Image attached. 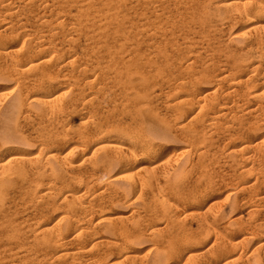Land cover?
<instances>
[{
  "label": "bare ground",
  "instance_id": "1",
  "mask_svg": "<svg viewBox=\"0 0 264 264\" xmlns=\"http://www.w3.org/2000/svg\"><path fill=\"white\" fill-rule=\"evenodd\" d=\"M15 3L18 5V7L17 6L13 7L14 5H12V4H15ZM19 11H21V13ZM18 12L20 13V15L22 14V12L25 15L23 14L24 21L16 24L13 21L14 20H16L15 22L18 21L17 17H19V16L16 15V14H19ZM26 15H27V17H29L28 22L26 20L27 18L25 19ZM14 17H15V19H13ZM5 18L6 19L10 18L9 20H13V21L5 20ZM19 18H21V17H19ZM222 19H225L226 24L227 23H232V24L238 23V25H239L237 30H235L233 33L232 32L230 33V37L228 35H226V40H227V37L229 38V42L227 41L228 43H230V44L234 43V42L236 43L237 40L239 41L240 38H242L245 40L244 46L246 44L247 45L259 44L261 46V49H260V46H258V45H256V46H258L259 48L255 47L259 50V52L256 51L258 53V54H255V55H257V59L254 62H252L253 64H250L249 66L247 65L248 67H245L246 64L244 66H243L244 63L242 64L243 57H237V58H234L233 62H230L231 63L230 67L228 66V65H230V63L229 64L226 63L227 64L226 66H228L229 68L225 69L224 67H222L220 69V67L219 68L216 67V65L219 64V63H217V62H219V60L216 57H214L212 54V56L218 60L217 62L212 61L215 59L211 58L212 59L211 62L202 65L203 67L206 66L205 68H203L202 66H199L201 68L198 67V69H197L196 68L197 66L195 67V69H196L195 71L198 72V70H199L198 73L186 74L187 73L186 72L182 75L180 74L181 75L180 78L176 76V78H174V81L171 80V78H173L174 76L172 77L168 74L170 76V78H169L165 72V70L169 69V67L166 69V65H167L166 63L167 62L166 63L161 62V58H162V61L166 60V59L165 60L163 59V54L166 52V50H168V49L170 50V48H169L170 45L168 47H166V44H168V43L170 44V42L174 43L173 41L177 42L176 39L180 38L179 36H182L181 39L185 38L188 41V38H187L188 34L186 36H184V33H185L184 30H186V33L187 32L190 33L189 31L192 28L197 29L198 33L196 32L197 30L196 31L194 30L196 33L192 31L189 35H191V37L193 39H195L196 37L201 38V36L197 35V34H199V32H201V30L199 31V29L202 28L201 26L206 27V24L211 25V26H213V25H215V26L219 25L220 26V24H221L220 21ZM21 20H23V19H21ZM24 22L27 23V27L29 24L35 28L30 27L33 30H31L30 28H27V29H30V32L26 31L25 37L23 38L24 40L21 43L24 45L26 42V43H28L27 44L28 46H26L25 49H22L23 45L21 46V48L17 47L18 49H14L15 47L13 48V46H12L13 44L11 45V43L7 42V40L10 37V35H13L12 33L14 31H16V33H15L16 35L18 32H21V31L17 30V28L20 27L19 29L21 30L22 25H24ZM13 23H14V26H13ZM54 26L59 27V29L53 30L52 28ZM187 27H190L191 29L187 28ZM221 27H223V26L221 25ZM10 28H11V30H10ZM12 28L16 29V30H14L12 32V30H13ZM24 28L26 29L25 26L23 27V29ZM216 28H217V26H216ZM225 28L227 29L226 32L229 31L227 27H225ZM144 29H147L148 31H147V34L143 35ZM202 29H204V28H202ZM213 29H215V28H213ZM217 29H220V27ZM223 29H224V27L222 28V30ZM181 30H182V32H181ZM178 31L180 33H178V36H177L176 34ZM183 31H184V33H183ZM204 31L205 30H203V33L202 34L200 33V34L201 35L206 34V32H204ZM181 33H183V34L181 35ZM212 34H213V32H211V35ZM226 34H228V33H226ZM145 35H146V38H145ZM217 35H219V34H217ZM220 35H219V37H220ZM222 35H223V32H222ZM183 36H184V38H183ZM58 37H59V39H57ZM191 37L189 39L193 42ZM197 38H196V40L199 39V38L198 39ZM211 38H213V37H211ZM215 38H216V36H215ZM224 38H222V40ZM216 39H213V40L216 41ZM50 40H54V41H52V43L57 42L58 40H60V42H61V43H57L56 45H58V46L60 45V46L57 49L53 48L55 50L51 51V52H49L48 50L45 49L47 44L49 45V43L51 42ZM220 40L221 39L219 38V41ZM8 41H10V40H8ZM71 41H77L78 44L80 42L81 46L83 43V44H85L86 47L83 45L84 47L81 48V46H80L79 48H81L82 50L77 49L78 51H76V52L73 51V52H75L73 54L68 55L66 53L67 56L66 57H65V55L63 56V57H65V63L63 65H65V64H67V65L72 64L73 65V63L76 64V62L74 60L78 59L79 57L80 58L84 57L82 59V61H83L85 58H87V56L89 58V56L94 54V53L101 54L102 57L98 58V59L102 58L101 59L102 62L101 61L100 62L110 64L109 67H111V69L109 68L107 70L108 67L106 66V71L109 73H112L113 75L118 76L119 79L121 78L122 82L124 80L123 78H125V77L128 78V76H127L128 74L130 75L131 73H135V72H136V75L140 74L139 76L143 79L144 83L143 82L142 83L137 82L138 84H135L134 87H133V85L132 86L129 85L130 87H132L131 89L134 88L135 91L134 90L133 91L135 92L134 94L137 97L138 96L139 97H143V96L148 97L149 96L148 93H151V92H147V91H150L151 87H150V89L146 88L149 86L147 84V83H149L148 80L153 79V82H155L154 80H156V79H154V77H152V76H153V74H155L156 71L160 70L162 74H165V76L167 75L164 80L166 82L170 80V82H169V84H168V82L166 83L167 86L164 85L165 83L162 84L166 87L160 88L159 92H158V90L156 91L158 93L157 94L158 96H159V93H163L162 95H164V93H168V92L171 93L172 90H173V93H175L174 90L176 88H178V89H176V91L179 90V88H181V89L183 88L184 94H182V97H183L182 100L185 103L192 104V105L195 104L196 106H198V108H202L204 105H207L206 107L208 108V110L206 111V113L203 116H200L201 114L199 115V112L201 111V110H199V111L195 112L193 115H191L190 117H188L187 120L185 121L184 125L187 127H189V126L193 127L191 129L195 131L194 134L192 132L191 133L192 135H190V136L188 135V142H186L185 145L188 143L190 145H192L193 143L197 144L196 142H198V144H200L202 142L201 144L203 145V143L205 142L204 140H206L205 139L206 137H207V139L213 138V137H209V135H211V134H209L207 132L208 130L206 131L207 133L204 132L206 129L213 127V126H210V124H214V123L216 124L218 122L217 125H215L217 127L214 126L217 129L219 127L218 124L220 125L218 119L221 118L222 114L227 112L229 109H232L233 105H234L233 110H234V107H236V106L239 108V106H242V105L244 106V104L249 105V104L245 103L246 101L243 99L248 100L252 96H255V97L257 95L261 96L264 93V89L262 90L263 92L259 91L260 94L262 93L260 95V94H255V92L251 91L249 88L255 81L261 80L262 77L264 79L263 75L262 76L259 75L261 73L264 74V0H139V1H133V0H0V69H2L4 67L8 68V70H6V71H8V74L12 75L13 78H15L16 81H14V82H16V84L20 85L19 89L22 92V94L24 92V94L27 93L25 95H28V92L31 91L30 90L31 86L38 84V82L40 80L41 81H42V79L46 80L49 77H52V79H53L54 76H58L59 70L57 71L52 65H50L53 63L49 64L50 58H51V56L53 57L54 53H55L54 55H57V51H60L59 53L62 54L61 50L63 51L65 44L69 46V42H71ZM185 41L186 40H184V42ZM217 41H216V43H218ZM153 42L158 43L157 46L153 45V47L156 46L155 48H158V51L156 50V52H159V53H155V50H153L154 48L151 47L150 44H153ZM180 42H181V40H180ZM184 42H182V43H184ZM73 43L75 44L76 42H73ZM73 43H71V46H74V45H72ZM207 43L210 44V42H208V41H207ZM78 44L77 43L75 44L76 48L78 47L77 46ZM189 44L191 47H193L196 43L193 44V46L191 43H189ZM213 44H212V46H213ZM218 45H220V44H218ZM171 46H173V45H171ZM181 46L182 45H180L178 47H181ZM205 46L207 47V45H205ZM212 46H211V48L215 49V47H212ZM165 47L167 49H165ZM196 47H198V46H196ZM208 47H209V45H208ZM76 48L73 47V50H75ZM183 48H186V47L184 46ZM194 48H195V46H194ZM225 48H224V50H226ZM172 49L173 48L171 47V50ZM176 49L174 51H176ZM182 49L178 48L176 53L172 54V56L176 54V58H177V56L178 57L181 56V58H182V53L185 54V52H184L185 50L183 51ZM216 49H217V47H216ZM220 49H218V50L220 51ZM233 49H235V47ZM237 49H235V51ZM240 49H241V47H240ZM65 50L66 49H64V52H65ZM169 50L166 52L167 54H168V52L171 51V50L170 51ZM218 50L215 51V53L217 55H218V53L220 54V52H218ZM224 50L222 49L221 51H224ZM237 51H239V50H237ZM246 51H247V49H246ZM67 52H69V51H67ZM187 53H188V51H187ZM209 53L211 55V52H209ZM161 54H162V57H161ZM207 54L208 53H206V56H208ZM216 54H215V56H217ZM250 54H251V52H250ZM198 55H200V54H198ZM146 56L149 59L146 58V60H145L144 57H146ZM159 56H160V58H159ZM164 56H165V54H164ZM168 56H171V54ZM220 56H222V55H220ZM246 56H249V55H246ZM218 57H219V55H218ZM172 58H175V57L173 56ZM203 58L205 59V55ZM223 58H224V56H223ZM225 58H226V55H225ZM254 58H256V57H254ZM62 59H64V58H62ZM95 59H96V57H95ZM98 59H96V61ZM168 59L169 58H167L166 61H168ZM78 60H80V59H78ZM88 60H90V59H88ZM174 60H177V59H174ZM178 60H180V59H178ZM184 60H183V62H186V60L185 61ZM194 60L196 61L195 58H194ZM208 60H209V58H208ZM72 61H74V62H72ZM82 61H81V63H82ZM193 61H189V62L187 61L188 63L186 62V66L188 67L189 64L191 65L193 63ZM220 61H222V59ZM168 62L170 63V61H168ZM171 62H172V60H171ZM179 62H181V61H178V63L174 64V66H172V67H174V69H175L176 65L180 64ZM223 62H222V64H223ZM226 62H228V61H226ZM173 63H175V61ZM195 63L198 64L197 62H195ZM201 63H203V62H201ZM162 64H166L165 67ZM182 64L183 63L181 62L180 67L178 65V67L180 69H181ZM184 64H183V66H184L183 68H185ZM69 65H68V68H70ZM192 66H194V64H192ZM213 66L215 67L216 70L214 69ZM102 67H104V66H102ZM172 67H170V68H172ZM212 67L214 70H212ZM243 67L247 68V70L248 69L250 70L248 74L246 72L247 75L246 74L243 75L241 73L242 70L240 71V69H242ZM65 68L66 67H64V69ZM76 68H77V66H76ZM79 68L77 71L76 70L71 71V69H72L71 68L69 70V73L67 70H65V71H67L66 72L67 75H70L74 78L71 82V85L74 86V88L77 84L80 85V86L77 85L78 88H81V86H84V85H92V82L95 78L93 80L90 78V75H91L90 72L93 69H96L98 71V75L102 73V75H103L102 77H104V75L105 76L109 75V73L106 74L107 72L105 70L104 71L106 73L102 72L101 70L103 68L101 69L100 66L95 67V65H93V67L91 68V71H88L90 68L87 69V68L82 67L83 69H86L90 75L87 74L88 72H84V70L79 69ZM186 69L187 68H185V71H186ZM1 71L3 72V70H0V73H1ZM97 71H96V73H97ZM181 71L184 72V70H181ZM243 71H244V69H243ZM64 72H62V73L60 72V74H62V75L66 74ZM99 72H101V73H99ZM233 72H234V74H232ZM256 72L258 74L256 76H254L253 74H255ZM92 73L96 74L94 72V70L92 71ZM179 73H182V72H179ZM230 74H232V76H230ZM113 75H111V76H113ZM233 75H235V76L233 77ZM70 76H67V78L71 79L72 77L70 78ZM96 76H97V74H96ZM9 77H11V76H9ZM94 77H95V75H94ZM163 77H161V79ZM127 78H125V79H127ZM141 78H140V81H141ZM167 78H169V80H167ZM146 79H148L147 83L145 81ZM164 80L162 79V81H164ZM199 80L211 82V85H207L206 87H204V89H201L196 84L197 81H199ZM124 82L126 85H128V83H129L125 80H124ZM149 84L151 85V83H149ZM154 84L156 85V83H154ZM159 84H161V83H159ZM258 84H255V85L258 86ZM106 86H107L106 91L109 88H111L110 90L112 91V89H113L112 87H114V89H115V86H113L110 82H109V84L106 83ZM159 86H161V85H159ZM117 87H119V86H117ZM117 87H116V89H117ZM128 87H126V89ZM130 87L128 88V90L130 89ZM58 88L59 87L57 86L56 89L54 90V92L56 90H58ZM74 88H73V90L76 89V88L75 89ZM86 88L87 87H85V89ZM252 88H254V87H252ZM27 89H29L30 91H28ZM26 90L28 92H26ZM34 90H35V88H34ZM110 90H108L109 91L108 94L111 93ZM76 91L77 90H75V92ZM120 93H121V91H120ZM236 93H238V97H235ZM106 94L107 93H105V95ZM230 94H231V96L233 95L231 102L224 98L227 102H225V100H224V104H222L223 97L224 96L226 97V95H230ZM162 95L160 94V96H159L160 98L158 96L157 97L159 99H161V101H163V103H166V102H164L165 99H162V97H163ZM59 96L61 99V95L60 94L58 95L57 93H54V94L53 93L52 94H42V93L32 94L31 93L30 94V101L39 102L42 106H43V104H47L49 107V104H51V103L54 104V102H58L57 98ZM74 96H75V94H74ZM120 96L123 98H126V96H123V94ZM215 96H217V97L220 96L219 99H221V98L222 99L219 101H222V102L220 103L218 101L217 105L212 104L211 100L213 101L214 99L217 98V97L214 98ZM23 97H25V96H23ZM92 97L93 96H90V98H92ZM90 98L88 99L89 100L88 103H90V101L93 99V98L92 99H90ZM104 98H107V96H104ZM128 98H130V97H128ZM148 98H151V97H148ZM212 98H214V99H212ZM60 99L58 98V100H60ZM77 99H78V96H77L76 100ZM97 99H96V102H97ZM120 99H118V100L120 101ZM152 100L154 101V98H151V101ZM156 100H157V98H156ZM237 100L238 101L243 100L244 102L243 101L242 102L244 104L243 103L240 104V102H238ZM16 101H18V100H16ZM85 101H87V100H85ZM128 101H130V100H128ZM128 101L126 102V100H125L126 103H130ZM147 101H148V99H147ZM27 102H29V101H27ZM70 102H72V101H70ZM74 102L77 103V101H75V100H74ZM101 102H102V99H101ZM140 102H141V99H140ZM148 102H150V100ZM235 102L239 103L240 105H237ZM256 102H258V101H256ZM260 102H258V103H260ZM14 103H16V102H14ZM107 103H108V101H107ZM110 103H112V102H110ZM126 103H125V105H126ZM143 103H141V104H143ZM163 103H161V104H163ZM21 104L23 105L24 103H21ZM78 104H80V103H78ZM81 104H82V102H81ZM150 104H152L153 107L155 105L151 102H150ZM88 105H93V104L90 103ZM109 105H111V104H109ZM112 105H115V103ZM117 105L118 104H116V106ZM128 105H126V106H128ZM195 105H194V107H195ZM121 106H123V105H121ZM135 106H136V104L134 105V108H136ZM188 106H189L188 109H190L191 106L190 105H188ZM243 106H242V108H243ZM254 106L251 108H248V110H244L246 108L242 109L241 107H240V109H242L241 111L244 110L245 113H249V115L253 114L251 117L255 116V118H257V120H258V118H259L258 115L260 114L258 112L261 109H263L262 112L264 111V104H259V105L257 104V106H255V107ZM258 106H260L262 108H260V107L258 108ZM13 107H15V106H13ZM64 107H68V106L66 105ZM74 107H76V106H74ZM111 107H113V106H111ZM128 107L129 108L132 107L130 109H133V106H128ZM24 108H25V106H24ZM61 109H63V108H61ZM130 109H128V110H130ZM133 110H130V111H133ZM136 111H137V109H136ZM171 111H173V110H171ZM231 111L232 110H230V112ZM177 112H178V110H177ZM180 112H178V113H180ZM262 112H261V116H262ZM172 113H174V111ZM237 113H239V112H237ZM132 114H134V113L132 112ZM134 115H132V117H135ZM229 115H228V117H229ZM231 115H233V113ZM238 115H240V114H238ZM136 117H138V115ZM176 117H179V116H176ZM232 117H234V116H232ZM238 117H241V116H238ZM76 121H77V119H76ZM121 121L123 124L124 121L122 119H121ZM121 121H120V123H121ZM137 121H136L137 125H139L138 123L142 122L141 120H139L140 122L137 123ZM235 121L236 120H234V122ZM240 121H242V120L240 119ZM248 121H249V119H248ZM250 121H252V120L250 119ZM83 122H85V121H83ZM220 122H223V121H220ZM125 123H126V121H125ZM131 123L132 122H130V124ZM231 123H230V126H231ZM246 123L247 122H245V124ZM248 123L253 125V122H248ZM75 124L77 125L76 122H75ZM134 124L132 123V125H134ZM256 124H258V121ZM70 125H71V123H70ZM181 125L184 126L183 124H181ZM252 125H250V128ZM254 125H255V123H254ZM83 126H84V124H83ZM85 126H84V128H82L81 126L78 127V129L80 127L83 129L81 131L79 130L80 133H78L79 134L78 138H79V136H81V137L84 136V139H85V136H86V138L88 137V134L85 133L87 131H84V130L89 126H86V128H85ZM126 126H127V124H126ZM206 126H208L209 128ZM134 127H133V129H134ZM222 127L224 128V126H222ZM226 128H224L223 130H225ZM211 130L212 129H210V132H211ZM218 131L219 130H217V132ZM234 131H236V130L233 129V132ZM233 132H232V134L230 132V134L231 135L234 134L236 136H238V135L242 136L239 133V130H238V133L237 132L233 133ZM178 133H179V130H178ZM92 134H94V132ZM176 134H177V132H176ZM228 134H229V132H228ZM245 134H243V135H245ZM64 136H66V135H64ZM228 136H225V137H228ZM236 136H232V137H236ZM69 137H71V136H69ZM75 137H77V136H75ZM89 137H91L90 134H89ZM89 137H88V139H90ZM78 140H77V138L71 137V139L68 141L70 143V146L68 149L69 153L73 152L75 154L76 152H82V147H80L81 145L79 146V145L75 144L76 142H79ZM145 140L144 139L139 140V143H137L138 149H140V151L142 150L144 152H149V154L150 153L154 154L155 152H157L155 147L151 145V142H147L148 141L147 139H145ZM219 140H220V138H219ZM223 140H225V139H223ZM81 141H83V140H81ZM199 141H201V142L199 143ZM213 141L215 142L217 140H213ZM221 141H222V139L220 141H217L215 143L216 145H214V147L212 146L213 148L210 146L211 149H209V151L210 152L211 151L212 152L218 151L217 154L221 153L222 151L218 148V146H220ZM136 142H138V141H136ZM206 142L204 143V145H207ZM226 142H228V141H226ZM221 144H223V143H221ZM240 144H241L242 148L245 149V151H244V153H240L239 154L240 156L238 155V158H241V157L245 158L243 156L244 154H251V153H256V154L258 153V154H261L262 156H264V152L260 150V147H261V146H259L260 143L258 144L257 142L254 141V139H252V138L251 139H244L243 141H241ZM182 145H184V144H182ZM209 145H213V144L209 143L208 146ZM114 147L116 149H118V152H116V151L115 152L118 153V156H120V158H121L120 160H122V162L123 161L126 162L127 159L129 158L128 155L130 156V154L134 150L131 147V145L127 144V143L126 144L116 143V144H114ZM207 148L208 147L205 146V148H203V149L207 150ZM224 148H225V143H224ZM193 149H194V147H193ZM209 151H207V153H205V150H204V153L208 154ZM219 151H221V152H219ZM136 152H137V150H136ZM230 152H236V151L231 147V149H229L228 153H230ZM176 153H175V150L172 149L167 153V155H165V157L164 156L162 158L159 157V159L157 157V159H158L157 165L158 166L164 165L171 158L173 159V156ZM201 153H202V150L199 154H201ZM53 154H51V155L52 156L56 155V154H54V155ZM74 154H72L71 156L75 157ZM107 154H108V156H106L105 158H103L101 160L100 165L98 166L99 168L96 170V172L95 173L93 172V174H96L95 175L96 177L93 179V181L98 183V180H100L99 181V183H100L101 181L104 180L106 187L109 185H113V183H114L113 180L116 179V177H111V176H110L111 178L106 177L107 173H105L106 172L105 170L108 168L107 166L109 165V163L113 162L112 159L114 158V156H112L113 158L110 157L112 154V151H111V153L108 152ZM66 155L68 156V153ZM48 157H49V155H48ZM251 157L255 158L254 156H251ZM50 158H52V157H50ZM151 158H153V157H151ZM28 159H30V157L28 158L27 153H25L24 151L12 150V151H8V152L0 155V172H2L4 169V171L2 172V173H4L7 170V168H10V169H8L9 171L8 170L6 171V172H8L6 174H9L6 176L9 177L11 175L12 176L14 175L17 177L16 180L10 181L8 183L0 182V264H149V263L150 264H170L168 262H166V263L163 262V260L174 257V255L176 253H179L178 251H179V249H181L180 247L182 245L184 246V243H186L188 241L195 240L198 237L200 238V236L202 234H205L206 231H212L213 230L214 233L217 232V234L219 233L218 235H221L224 232V230L230 229L232 224H233L231 222V220H232L231 219L230 221H227L224 223H219L216 227H214L211 225V223L209 221L200 220V219H202V218H200V215L202 212H200V210H199L200 208H199V206H197L198 203L195 204V202L200 199L203 192H206L207 189L210 187V185H208V182H206V181L203 182L201 180V177H204V176H200L201 174H199V175L197 174L198 176H196V175L194 176L195 172H194V174L192 172V175H190L191 170L189 172L190 174H186L184 168H180L176 165L175 166L172 165L171 169L174 170V178L168 184L165 185V181L163 180L164 178H162L161 175H158L159 177H155V175H153L154 177L151 178L150 180H148L147 184L149 185L150 192L149 193L145 192L146 194H149V195L147 196L145 194L146 196H144L145 198L143 199L144 200V210H145V207H146V210L139 213L136 221H134L135 222L134 225L128 224L126 226V224H127L126 223V224H124V227H121L117 224H112L110 217L102 215L101 217L97 218L94 221H92V219H93L92 217L88 218V220L86 221V224L84 226L80 227L79 222L81 223V221L77 222V220L79 218L77 219L76 217L75 218L73 217V215L76 214L75 213L76 211L73 212L75 214H71L70 210H69L70 212L68 213L67 210L65 209L66 210L65 212H67V213L62 215V219L59 218L61 220V222L64 218L66 219L65 222L63 223L65 225H61V222L59 223V220H58V223H55L54 225L49 226V224H47V222H46L47 220L45 221L44 218L47 215L48 210L50 209V208L48 209V206L51 205V207H52V204H50V203L53 201L50 200L51 202H49V203L46 202V205H43V206H36V203H37L36 202L35 206H34L33 205L34 203L30 204L32 198L34 197L35 200H37V197L39 196V200H40L41 197H44L47 194H49L50 190H52L55 186H58V185L65 184L66 186H70L71 184H73V182H76L78 180L77 178L80 175L77 177L72 176L73 178L68 176L63 181L49 180V181L44 183L45 185L41 186L38 183H40L44 179L43 180L40 179V177L36 174V172L34 170V168H35V167H33L34 165L31 166L29 164L31 160H28ZM130 159H131V157H130ZM57 160H58L59 165H61L64 168L65 172H67L69 174L74 173V175H76L75 174L76 171L79 172V170H80V168H78L79 164L77 165V163L75 164V163H72L69 161L67 162V161L63 160L62 158H58V157H57L56 161ZM72 160H73V158H72ZM188 160H190V159H188ZM147 161H149V160H147ZM170 161H169V164H170ZM128 162H127V164H129ZM7 166H10V167H7ZM37 166H38V164H37ZM197 166H196V168H197ZM202 166L204 167V164H202ZM187 167H189V165ZM203 167L201 168V165H199V168L197 169V173H203L202 171L205 170ZM196 168H195V170H194V168H192L193 171H196ZM251 168H252V166H251ZM81 169H82V167H81ZM171 169H169V170H171ZM242 170H246V172L250 171L249 169L247 170V168L246 169L244 168ZM89 171H91V170H89ZM238 171L242 172L241 170H238ZM237 172L235 175H237V176L240 175V172H238V174H237ZM83 174H82V177L84 176ZM261 174H263V173H261ZM243 176L244 175L241 174L240 177H243ZM84 177L86 178V175ZM89 177H91V176H89ZM259 177L260 176L258 175L257 178H259ZM87 178H88V175H87ZM91 179H92V177H91ZM146 179H147V177H146ZM235 179H236V177H235ZM260 179H261V177H260ZM206 180H208V177ZM168 181H170V180L168 179ZM255 181H256V179H255ZM87 183H86V185H87V187H89ZM97 183H96V185H97ZM134 183H135L134 186H136L140 191H142L143 189H145V187L148 186L145 183V181L142 179L141 180L136 179ZM234 183H232V184H234ZM239 183H240V185H239L238 190H241V189H244V191H245V189L248 190V193L247 194L245 193L246 195L243 197V198H246L245 200L248 199V201H250V199H256V198H259L261 196L259 194H261V191H263V190L258 192V191H256L255 188L261 187L262 185H264V183L261 185L260 181H259L258 185L256 187H254L256 182H254V186L251 182H249L247 180L242 181V182H240V180H239ZM37 184L41 187V189L36 188ZM93 184H94V182H93ZM259 184H260V186H259ZM86 185H85V188H86ZM99 186H101V185H99ZM107 188H109V187H107ZM66 189L69 191H66L65 196H66V198L69 197V199L72 201V202L70 201L71 202L70 205L71 206L73 205L72 209L73 208L77 209L80 214H81V211H83L82 214L89 213V212H92V213L96 212V210L98 211L101 208V206L103 204H105L102 202H101L102 204H99V202H98V204H96L97 203V201H96V203L94 205H91L94 201L92 203H86V201H81L79 199V195H78L79 190L77 188L72 189V188L67 187ZM234 190L235 189L233 186V189H231L228 194L234 193ZM238 190H236V191H238ZM102 191L103 190H99L97 193H95L93 198L94 197L97 198L98 196L100 197L102 193L103 194L106 193L105 189H104V192H102ZM208 191H209V189H208ZM107 192H109V190ZM109 195H111V194H109ZM203 195H205V193ZM262 197L264 198V196H262ZM93 198H92V200H93ZM95 198H94V200H96ZM106 198H107V196H106ZM115 198H116V195H115ZM153 198H155V200ZM103 199H104V197H103ZM48 200H49V198L47 200H42V201H48ZM61 200H63V199H61ZM64 200H66V199H64ZM260 200H264V199H262L260 197ZM101 201H102V198H101ZM107 201H108V199H107ZM111 201H112V199H111ZM115 201H116V199H115ZM115 201H113V202L115 203ZM123 202H124V200H123ZM258 202H260V201H258ZM65 203H66V201H65ZM161 203L165 204L170 209V211L169 212L167 211V209L165 208V205H164V207L161 206ZM30 205H33V207L31 208ZM105 206H106V204H105ZM51 209L53 210V208H51ZM103 210H104V208H103ZM102 211L100 209L99 212H101V214H102L103 213ZM105 212H106V210H105ZM134 212H132V213H134ZM79 213L77 214V217H78ZM115 213H116V211H115ZM99 214H96V215L98 216ZM48 215H49V213H48ZM163 215H170L171 220L172 219L175 220V218L177 220H179V219L180 220L181 219L189 220L186 218H195L193 220L195 222H194V224H193V222H191L193 224L192 225L193 227L190 224H188V226H186L187 224L185 222L186 225L184 227H180L178 229L174 228L175 230H173L171 233H168V234L163 235V233H162L163 236L161 235L160 239L159 238H158V240L156 239L157 241L153 245V251H154V249L157 250V253L155 250L156 255L153 256L150 261H147V259H144V257L146 255H148L147 252L151 251L152 249H148L146 252L140 253V251L138 249H134L133 247L130 248V246L128 247L127 246L128 245L127 240L129 241V239L125 240L120 235L122 233L124 235V232L128 231L129 235L127 234L128 235L127 238H129V236L131 234V237H133L132 239L135 240V238L139 237V235H142L140 233H142L143 231H140V227L144 226L143 224L148 223V222L151 223L150 228L148 230V233L149 234H155V235L160 234L161 232H164V231H162L163 226L161 227L159 225L157 218L158 217L160 218ZM202 216H204V215H202ZM128 217H129V215H128ZM83 218H85V217H83ZM115 218H114V220H115ZM120 218L123 219L124 217H120ZM130 218H128V219H130ZM117 219H119V217ZM122 219H121V221H123ZM207 219H208V217H207ZM38 220H40L42 222L43 226L41 228H39L38 230L35 228L33 229L34 222H37ZM81 220H82V218H81ZM191 220L192 219H190V221ZM234 220H237V219L233 218V222H234ZM40 221H38V222H40ZM119 221L120 220H118L117 222H119ZM125 221L127 222L128 220H125ZM43 222H45V223H43ZM76 222L78 223L79 226L76 225ZM182 222H184V221H182ZM253 223H255V222H253ZM82 224H83V220H82ZM120 224H122V223H120ZM166 224H168V222ZM174 224H173V226H174ZM62 226H64V227H62ZM122 226H123V224H122ZM175 226H177V225H175ZM251 226H252V224H251ZM260 227H262V226H260ZM63 228L67 229V230L62 231L61 229H63ZM248 230H249V227H248ZM249 232L250 231H248V233L243 232L244 233V235H243L244 240H245V238L248 239ZM91 233H96V234H94L95 235L94 240H92L93 242L90 245H86L88 242H91V240L88 241V238H89ZM148 233H146V234H148ZM143 235H144V233H143ZM155 237H157V236H155ZM220 237H222V236H220ZM219 243H220V241H219ZM221 243H223V242H221ZM231 244H233V243H231ZM225 245H226V242H225ZM183 246H182V248H183ZM259 246H260V248H262V247L264 248V241L261 242L259 244ZM214 248H215V246L213 247V250L210 249L211 251H213V253H212L213 255H214V253L220 254L223 251L222 248H217V249H214ZM260 248H259V250H260ZM259 250H258V252H259ZM181 251H183V249ZM260 251L262 252V250H260ZM252 252H254V251L252 250L250 252V254ZM200 254H198L199 257H200ZM226 254L227 253L225 252V255ZM248 256H249V254H248ZM248 256L245 257L244 259L248 260L249 259ZM238 257L241 258L242 256H240V255L237 257H235V255L226 256L225 257L226 260H225L224 264H229L233 261H236V259H238ZM261 257H263V256H261ZM201 258H203V257H201ZM246 258H248V259H246ZM241 259L244 260L243 257ZM73 260H75V261H73ZM185 260H187V259H185ZM177 262L178 261H173L171 264H178ZM204 264H206V262ZM210 264H214V261L210 262Z\"/></svg>",
  "mask_w": 264,
  "mask_h": 264
},
{
  "label": "rangeland",
  "instance_id": "2",
  "mask_svg": "<svg viewBox=\"0 0 264 264\" xmlns=\"http://www.w3.org/2000/svg\"><path fill=\"white\" fill-rule=\"evenodd\" d=\"M133 1H139V0H133ZM12 5H14L13 7H16V6L18 7V5L16 3L12 4ZM19 12L21 13V11H19ZM20 13L16 14L17 16L21 17V18L17 17V20H18L17 22H15L16 20H14V21L13 20H9L10 18L9 19L5 18V20L13 21L14 23L18 24V23L24 21V16H23L24 13L22 12V14H21L22 16L20 15ZM13 19H15V17ZM21 19H23V20H21ZM25 19L27 20V22L29 21L28 20L29 17H27V15L25 16ZM14 23H13V26H14ZM220 23H221L220 26L219 25H216V26H217V28L220 27L221 30L217 29L215 25H213L214 27L211 26V25H208V24H206V27L205 26L204 27L201 26L204 29H202L200 27L201 29H199V31L201 30V32H199V34H197V35L201 36V38L198 37L199 38L198 39L196 37L198 40H196L195 37H194L195 39H193L191 37V35H189L192 31L195 32L197 29H193L192 28L193 29L192 30L190 27H187V28L191 29L189 31L190 33H188V32L186 33V30H184V29L183 30L185 31L186 34L184 33V31H183V33H184V36H186L188 34L187 38H188L189 42L187 41V39L184 38V36H183L184 39H181L182 36H179L180 38L176 39L177 42L173 41L174 43L170 42V44L169 43L166 44V47H168L170 45L169 46L170 50H171V47L174 49L175 47L177 48L180 45H182L181 46L182 48L184 46L186 47V48H183V49L181 47H178V48L182 49L183 51L185 50L184 51L185 54L182 53V58H181V56H179L180 58L178 56L176 58V54L173 55L175 58H172L173 57L172 54L176 53L178 48L177 49L175 48L176 51H174L175 49L174 50L172 49L174 52L172 50L170 51L168 49L170 52H168V54H167L166 52L168 50H166V52L164 53L165 56L163 54V59L167 60V58H169L168 61H170V63L168 61H166V60L162 61V58H161V62L162 63H166L167 62L166 63L167 65L166 64H162V65L164 67L166 65V69L169 67V69L165 70L166 74L167 75L169 74L172 77L174 76L173 78H171V80L174 81V78H176V76L180 78V76L182 74L186 73V72H187L186 74L198 73L199 70H198V72L195 71L196 70L195 67L197 66L196 68L198 69L199 66H202L203 64L211 62V60L214 57H216L219 60V62H217L218 60L215 59V58H214L215 60H212V61H216L217 63H219V64L216 65V67L217 68L220 67V69L222 67H224L225 69L229 68L231 66L230 62H233L234 58H237V57H243L242 64L244 63L243 66L246 64L245 67H248L250 64H253L252 62H254L257 59V55H255V54H258L256 51L259 52V50L257 48H259L258 46H260V45L256 44V45H258V46H256V45L253 44L254 45L253 46V45H247L246 44L244 46V44H245L244 41L245 40L242 39V38H240L239 41L237 40L236 43L235 42L231 43V44L228 43L229 42V38L227 37V40H226V35H228L230 37V33L231 32L233 33L235 30H237L239 25H238V23H236V24L235 23H233V24L232 23H227L226 24L225 23V19H222L220 21ZM221 25L224 27L225 30L224 29L222 30L223 27H221ZM24 26L26 27V29L25 28L23 29ZM30 27H33V26L28 24V27H27V23L24 22V25H22L21 30L19 29L20 27L17 28V30L21 31V32L17 31L18 32L17 33L18 36L15 34L16 31H14L16 29L12 28L13 29L12 32L14 31L12 34L14 36L15 35L16 36L14 37L13 35H10V37L8 38V40H10V41L7 40V42L11 43V45L13 44L12 46H13V48L15 47L14 49H18L19 47L21 48V46L23 45L21 43L24 40L23 38L25 37V33H26V31L30 32V29H31ZM55 27L56 26H54L52 29L53 30H58L59 29V27H56L57 29ZM212 27L215 28V29H213ZM225 27H227L229 31L226 32L227 29ZM27 28H30V29H27ZM33 28H35V27H33ZM10 30H11V28H10ZM31 30H33V29H31ZM203 30H205L204 32H206V34L201 35L203 33ZM144 31H143V35L147 34L148 30L144 29ZM179 31L176 34L177 36H178V33H180ZM181 32H182V30H181ZM196 32L198 33V30ZM211 32H213L212 35H211ZM222 32H223V35H222ZM183 33H181V35ZM226 33H228V34H226ZM217 34H219V35L221 34L220 37ZM215 36H216L217 39L215 38ZM190 37L193 40V42L189 39ZM211 37H213V38H211ZM221 37L222 38L225 37V38L222 40ZM145 38H146V35H145ZM219 38L221 39L220 41H219ZM57 39H59V37ZM213 39H216V41L218 40L217 41L218 43H216V41L213 40ZM180 40H181V42H180ZM184 40H186L187 42L186 41L184 42ZM50 41H51L50 43L48 42L49 45L47 44V46L45 47V49L48 50L49 52L54 51L55 49H57L60 46V45L59 46L56 45L57 43H61L60 40H58L57 42H54L55 44L52 43V41H54V40H50ZM207 41L210 42V44L207 43ZM73 42H76L78 44L77 41H71V42H69V46L65 44V46H64V49H66L65 52H64V49H63V51L61 50L62 54L59 53L60 51H57V55H54L55 54L54 53L53 57L51 56V58H50L49 64L53 63L54 65L53 64H50V65H52L57 71L59 70L58 71V76H54L53 79H52V77H49L46 80L45 79H42V81L40 80L38 82V84H35L34 86H31L32 89L30 88V90L31 91L33 90L32 92L29 89H27V90L30 91V92H28L26 90V92H28V95H25L27 93L24 94V92L22 94V92L19 89L20 85L16 84V82H14V81H16L15 78H13L12 75L8 74V71H6V70H8L7 67H4L5 69L4 68L0 69V70H3V72L1 71V73H0V155L3 154V153H6L8 151H12V150L24 151L25 153H27L28 158L30 157V159H28V160H31L29 164L31 166L34 165L33 167H35L34 170H35L36 174L40 177L41 180L44 179L43 181H41L43 184L41 182L38 183L41 186L45 185L44 183L49 181V180L63 181L68 176L69 177H72V176L73 177H77L79 175L81 176V177L79 176L77 178L78 180L76 179L77 181L73 182V184H71L70 186H66L65 184L55 186L54 187L55 189L53 188L52 190H50L49 194H47L44 197H41L40 200H39V196L38 197L36 196L37 200H35L34 197L32 198L30 204L34 203L33 204L34 206H35L36 202H37L36 206H43V205H46V202L49 203V202L53 201V202L50 203V204H52V207H51L50 204H49L50 206H48V209L49 208L50 209L53 208V210L49 209L48 212H47V215L44 218L45 221L47 220L46 221L47 224H49V226H52L55 223H58V220H59V223H60L61 220L59 218L62 219V215H64L67 212L69 213L71 211L70 212L71 214H75L76 213L75 215H73L74 218L76 217L77 219L78 218L80 219V220L79 219L77 220V222L81 221V223L79 222L80 227L84 226L86 224V221L88 220V218L92 217L93 219L92 218L91 219H92V221H94L97 218L101 217L102 215L110 217L112 224H117V225H119L121 227H124V224H126V223H127L126 226L128 224L129 225L130 224L134 225L135 224L134 221H136L139 213H141L142 211L146 210V207H145V210H144V200L143 199L145 198L144 196H146V195L148 196L149 195V194H146L145 192H148V193L150 192L149 185L147 184L148 180L153 178L154 177L153 175H155V177H159L158 175H161V177L164 178L163 180L165 181V185L168 184L174 178V170L171 169L172 168L171 166L172 165H174V166L176 165V166H178L180 168H184L186 174H190L191 173L190 175H192V172H193V174L195 172L194 176L195 175L198 176L199 174H201L200 176H204V177H201V180L203 182H205V181L208 182V185H210V187L208 188L209 191H208V189H207V191L205 190L206 192H203V194L205 193V195L202 194L200 199L197 200L198 202L197 201L195 202V204L198 203L197 206H199V208H200L199 210H200V212H202L201 215H200V218H202V219H200V220L209 221L211 223V225L214 226V227H216L219 223H224V222L230 221L231 219H232L231 222L233 224H232L230 229L224 230V232L221 235H218L219 233L217 234V232H215L216 233L215 234L213 230L212 231H206L205 234H202L203 236L202 235L200 236V238L198 237L195 240L188 241V242L184 243V246L182 245L183 248H182V246L180 247L181 249H179V251H178L179 253H176L174 255V257H171V258L166 259V260L164 259L163 262H165V263L168 262L170 264L173 261H178L177 262L178 264H198V263L199 264L200 263L204 264L206 262V264H210V262L214 261V264H224V262L226 260L225 259L226 256L235 255V257H237V256L240 255L244 259L249 254V256H248L249 259L246 258L248 260H245V259L242 260L241 259L242 257L241 258L238 257V259H236V261H233V262H231L229 264H264V258H263L264 257V248L263 247L260 248V246H259V244L264 241V200H260V197L262 199H264L262 197V196H264V185H262L264 183V177H263L264 176V172H263L264 171V167H263L264 166V164H263L264 163V159H263L264 156H262L261 154H258V153L257 154L256 153H251V154H244L243 156L245 158H243V157L238 158V155L240 153H244V151H245V149L242 148V146L240 144L241 141H243L244 139H251V138L254 139L255 142H257L258 144L260 143L259 144V146H261L260 150L264 152V142H263L264 141V127H263L264 126V111L262 112L263 109L259 110L258 113H260V114L258 115V117H259L258 120H257V118H255V116L251 117L253 114L249 115V113H245L244 112V110H248V108L253 107L256 103L258 105L259 104H264V93L263 94L261 93L262 95L260 94V92L264 89V79H263V77L261 78V80H259L260 82L259 81H255L249 87L251 91L255 92V94H260L261 96H258V95L256 97L252 96V97H250V99L247 98L248 100L243 99V100L246 101L245 103H247L249 105L244 104L243 100H239V101L237 100L238 102H240V104L241 103L244 104V106L242 105L243 108H242V106H239V108H238L235 105L238 109L236 107H234V110H233V106H234L233 105L232 109H229L227 112L222 114L221 118L222 117L223 118L221 119L219 117L221 120L218 119L219 123H220V125L218 124V126H219L218 128L219 129L215 128V127H217L215 125H217L218 122L216 124L215 123L214 124H210V126H213L211 128L206 126L209 129L205 128L206 130L204 132H206L208 130L207 132L209 134H211V135H209V137H213L211 139L208 138L209 140L207 139V137L206 138L204 137L206 139V140H204L205 142L208 140L206 142L207 145H204V143H205L204 141H203L204 142L203 145L201 144L202 143L201 141H199V143L201 142L200 144H198V142H196L198 145L194 144V143L192 145H190L189 143L185 145V143L188 142V135L190 136V135H192L191 134L192 132H193V134L195 132L194 130L191 129L193 127H190L189 125H188L189 127H187V126L184 125L185 121L187 120L188 117H190L191 115H193L195 112H197L199 110H201L199 112V115L201 114L200 116H203L206 113V111L208 110V108L206 107L207 105H204L202 108H198V106H196L195 104H194L195 105V107H194V105H192V104L185 103L182 100V98H183L182 94H184V92H183L184 89L183 88L182 89L179 88V90H177V91H176V89H178V88H176L174 90L175 93H173V90H172L171 93L173 95L170 92L164 93V95H162L163 93H159V96L161 94L163 96V97L161 96L162 99H165L164 102H166V103H163V101H161V99H159L160 97L157 95L158 93L156 91L158 90V92H159L160 88L166 87L167 86V84H166L167 82L169 84L170 76L168 75L169 78H167V80H169V81L166 82L164 79L166 78L167 75L165 76V74H162L160 70L156 71L155 74H153V76H152V77H154V79H156V80H154L155 82H153V79H149V80L146 79L145 80L146 83L148 81H149V83H151V85L149 83H147L149 85L148 86L149 88L148 87H146V88L150 89V87H151L150 91H147V92H151V93H148L149 94L148 97L154 98V101L153 100L151 101V98H148L147 96H145V97L144 96L143 97H139L138 96L137 97L134 94L135 93L134 92L135 91L134 88L131 89L132 87H130L129 85H131V86L133 85V87H134L135 84H138L139 82L142 83L143 79L139 76L140 74L136 75V72L135 73H131L130 75L128 74L127 75L128 78L125 77L127 79L123 78L125 81L129 82L128 85H126L124 80L122 82L121 78L119 79L118 76L113 75L112 73H109V72L106 71V66L108 67L107 70L109 68L111 69V67H109L110 64L101 63L102 62L101 61L102 58L98 59L99 57H102L101 54L94 53V54L90 55L89 58L87 56V58H85L86 60L84 59L83 61H82V59L84 57H81V58L79 57L78 59H80V60H78V59L74 60L76 62V64L75 63H73V65L72 64H70V65L68 64L70 66V68H68L67 64L63 65L65 63V57L67 56V54L68 55L69 54H73L76 51H78L77 49L82 50L81 48L85 46V44H83V43H82V46H81V44L79 42V44L77 45L78 47L76 48V46H75L76 43L74 44ZM182 42H184V43H182ZM71 43H73L72 45H74V46H71ZM189 43H191L192 46H193V44L196 43L194 45L195 48H194V46L191 47ZM27 44L28 43L25 42V44L23 45L22 49H25L26 46H28ZM157 44L158 43H154L153 42V44H150V45H151V47H153V45L157 46ZM212 44H213V46H212ZM218 44H220V45H218ZM171 45H173V46H171ZM205 45H207V47ZM208 45H209L210 48L208 47ZM80 46H81V48H79ZM156 46H154L153 47L154 49L153 48L152 49L155 50V53H159V52H156V50L158 51V48H155ZM196 46H198V47H196ZM211 46L215 47V49L211 48ZM233 46L235 47V49L238 48L237 50H239V51H237V50L235 51V49H233L234 48ZM73 47L76 48V49L73 50ZM166 47H165V49H167ZM216 47H217V49H216ZM240 47H241L242 50L240 49ZM255 47H257V48H255ZM53 48H55V49H53ZM224 48L226 50H224ZM218 49H220V51ZM222 49L225 52L221 51ZM246 49H247V51H246ZM260 49H261V46H260ZM217 50H218V52H220V54L217 52L219 57L215 53V51H217ZM67 51H69V52H67ZM73 51H75V52H73ZM187 51H188L189 54L187 53ZM209 52H211V55H210ZM250 52H251V54H250ZM169 53L171 54V56H168V55H170ZM206 53H208L207 55L209 57L206 56ZM196 54L197 55L200 54V55L197 56ZM212 54H213L214 57L212 56ZM215 54L217 56H215ZM64 55H65V57H63ZM204 55H205V59L206 60L203 58ZM220 55H222V56H220ZM225 55H226V58H225ZM246 55H249V56H246ZM223 56H224V58H223ZM253 56L256 57V58H254ZM95 57L99 61L98 60L96 61ZM161 57H162V54H161ZM196 57L197 58L199 57V58L197 59ZM62 58H64V59H62ZM144 58L146 60L147 56L144 57ZM159 58H160V56H159ZM194 58L196 59V61L194 60ZM208 58H209V60H208ZM220 58L222 59V61H220L221 60ZM88 59H90L91 61L88 60ZM147 59H149V58H147ZM174 59H177V60H174ZM178 59H180V60H178ZM184 59L186 60V62L194 60L193 63H192V64H194V66H192V64L191 65L189 64L188 65L189 68H188L186 66V62H183ZM171 60H172V62H171ZM173 60L175 61V63H173L174 62ZM74 61H72V62H74ZM81 61H82V63H81ZM178 61H181L183 64L185 63L184 64L185 68H187L186 71H185V68H183L184 67L183 64L181 65V69L179 68L181 62H179L180 64H178L179 67H178V65H176L175 69H174V67H172V66H174V64H177ZM226 61H228V62H226ZM195 62H197L198 64H196ZM201 62H203V63H201ZM222 62H223V64H222ZM226 63L227 64L230 63V65H228L229 67L226 66L227 65ZM93 65H95V67L100 66L101 69L103 68L101 70L102 72H104V73L107 72L106 74L109 73V75L111 74L113 76H111V75L110 76L109 75L105 76L104 75V77H102L103 75H102L101 72H99L101 74L98 75V71L96 69H93L95 73L97 71V73H96L97 76H96V74L92 73L93 70L91 71V68L93 67ZM76 66H77V68H76ZM102 66H104V67H102ZM64 67H66L67 69L66 68L64 69ZM82 67L83 68H87V69L90 68L88 71H91L90 73H91L92 76L89 74V72L86 69H83ZM170 67H172V68H170ZM205 67H203V68H205ZM213 67H212V70L215 69V67H214V69H213ZM78 68L84 70V72H88L87 74L90 75V78L92 80L95 78L93 80V82H92V85H84V86H81V88H78V86H80V85L77 84L78 86L77 85L75 86L76 89L74 88V86L71 85V82H72V80L74 78L72 76H70V75H67L66 72L68 71V73H69L70 69H71V71L72 70H76L77 71ZM199 68H201V67H199ZM243 69H244V71H243ZM65 70H67V71H65ZM181 70H184V72L181 71ZM240 71H241V73L243 75H245L246 72L248 74L250 70L249 69L247 70V68L243 67L242 69H240ZM60 72L61 73L64 72L66 74L62 75V74H60ZM179 72H182V73H179ZM257 72L255 74H253V75L256 76L258 74ZM232 74H234V72ZM232 74H230V76H232ZM66 75L70 76V78L71 77L72 78L69 79V78H67ZM94 75H95V77H94ZM259 75L260 76H262V75L264 76L263 73H261ZM9 76H11V77H9ZM234 76L235 75H233V77ZM161 77H163L162 79L164 81H162ZM140 78H141V81H140ZM109 82L113 86H115V89H114V87H112L114 90L112 89V91H111L110 90L111 88H109V89L107 88L111 92V93L108 94L109 91L108 90L106 91V87H107L106 83L109 84ZM154 83H156V85ZM159 83H161V84H159ZM162 84H164L166 86H164ZM196 84L201 89H204V87H206L207 85H211V82L204 81V80H199V81H197ZM255 84H258V86L255 85ZM157 85L158 86L161 85V86L158 87ZM57 86L59 88H58V90H56L54 92V90L56 89ZM117 86H119V87H117ZM128 86L130 87L131 90L130 89L128 90V88H129ZM85 87H87V88L85 89ZM116 87H117V89L119 91L116 89ZM126 87H128V88L126 89ZM252 87H254V88H252ZM34 88H35V90H34ZM73 88L75 90H77L76 91L77 93L75 92V90H73ZM120 91H121V93H120ZM72 92L75 94L76 97L74 96V94ZM29 93L30 94L31 93L32 94H34V93L35 94L36 93H42V94H52V93L54 94V93H57L58 95L59 94L61 95V99H60V96H59L58 98L60 100H58V98H57L58 102H54V104H52V103L49 104V107H48L47 104H43V106H42L39 102L30 101V94ZM105 93H107V94L105 95ZM122 94H123V96H126L127 99L121 97L120 95H122ZM23 96H25L26 98L23 97ZM77 96H78V99L76 100ZM90 96H93L92 98L94 100L92 98H90ZM104 96H107V98H104ZM128 97H130V98H128ZM155 97L157 98V100H156ZM216 97L217 96H215L214 98H216ZM219 97L220 96H218L216 99L212 98L215 101L211 100V103L217 105L218 101L222 99V98L219 99ZM235 97H238V93L235 94ZM89 98L93 100V101L92 100L90 101V103L93 104V105H88V104H90V103H88L89 102V100H88ZM224 98L231 102V100L233 98V95L232 96H231V94L230 95H226V97L224 96L223 99H222L223 102L222 101H219V102L220 103L222 102V104H224V100H225ZM96 99H97L98 103L96 102ZM101 99H102V102H101ZM118 99H120V101ZM140 99H141V102H140ZM147 99H148V101L150 100V102L155 104L156 106L154 105V107H153V105L150 104V102H148ZM16 100H18V101H16ZM74 100L77 101V103L74 102ZM85 100H87V101H85ZM125 100H126V102L128 100H130V101H128L130 103H126ZM226 100H225V102H227ZM19 101L21 103H24V104L22 105ZM27 101H29V102H27ZM70 101H72V102H70ZM107 101H108V103H107ZM159 101L161 103H163V104H161ZM256 101H258L260 103H258ZM14 102H16V103H14ZM81 102H82V104H81ZM110 102H112V103H110ZM124 102L126 103V105L129 104L128 106H133L134 110L130 109L132 107L129 108L128 106H126ZM78 103H80L81 105L78 104ZM114 103H115V105H112ZM141 103H143V104H141ZM109 104H111V105H109ZM116 104H118V105L116 106ZM120 104L123 105V106H121ZM135 104H136V106H135L136 108H134ZM236 104L240 105L239 103H236ZM257 104L255 106H257ZM66 105L69 108L68 107H64ZM188 105L191 106L190 109H188L189 108ZM13 106H15V107H13ZM24 106H25V108H24ZM74 106H76V107H74ZM111 106H113V107H111ZM240 107L242 109H244V108H246V109L241 111L242 109H240ZM259 107L260 106H258V108ZM61 108H63V109H61ZM260 108H262V107H260ZM128 109L133 110V111H130ZM136 109H137V111H136ZM171 110H173L175 114L172 113L173 111H171ZM177 110H178V112H180V111L181 112L178 113ZM230 110H232L231 112L233 113V115H231L232 113L230 112ZM260 111L262 112V116H261V112ZM132 112L134 114L136 113L139 118L136 117L137 116L136 114L135 115L132 114ZM237 112H239V113H237ZM238 114H240V115H238ZM132 115H134L135 117H132ZM228 115H229V117H228ZM176 116H179V117H176ZM232 116H234V117H232ZM238 116H241V117H238ZM76 119H77V121H76ZM121 119L124 121L123 124H122ZM240 119L242 121H240ZM248 119H249V121H248ZM250 119L252 121H250ZM139 120H141L142 122H140ZM234 120H236L235 121L236 123L234 122ZM256 120L258 121V124H256L257 123ZM83 121H85V122H83ZM120 121H121V123H120ZM125 121H126V123H125ZM136 121H137V123L140 122V123H138L139 125L136 124ZM220 121H223V122H220ZM75 122L77 123V125L75 124ZM130 122H132L133 124L135 123V124L132 125V123L130 124ZM245 122H247V123L245 124ZM248 122H253V125H254V123H255V125L253 126L252 124H249ZM70 123H71V125H70ZM230 123H231V126H230ZM83 124H84V126L85 125L89 126L87 128L85 126L86 129L84 131H87L85 133L88 134V137H89V134H90V136H91V137H89L90 139H88V137L86 138V136H85V139H84V136H82V137L79 136V138H78V135H79L78 133H80V131L83 130L82 128H84ZM126 124H127L128 127L126 126ZM181 124H183L184 126H182ZM221 125L224 126V128H226V127L227 128L225 130H223L224 128ZM250 125H252L251 128H250ZM79 126H81L82 128L80 127L78 129ZM132 126L133 127L135 126L134 129H133ZM127 129L128 130L130 129V130L128 131ZM210 129H212L211 132H210ZM233 129L236 130V131L233 132ZM178 130H179V133H178ZM217 130H219V131L217 132ZM238 130H239V133L242 136H240V135L236 136L234 134L231 135L232 132L233 133H235V132L238 133ZM93 132H94V134H92ZM176 132H177V134H176ZM228 132H229V134L231 132V134H230L231 136L228 134ZM73 134L75 136H77V137H75ZM243 134H245V135H243ZM64 135H66V136H64ZM69 136H71L72 138H77V140L79 139L78 140L79 142H76L75 144H77L79 146L81 145L80 147H82V152L83 153L82 152H76L74 154L73 152L72 153L68 152V149H69V146H70V143L68 141L71 139V137H69ZM223 136L224 137L228 136V137L224 138ZM232 136H236V137H232ZM219 138H220V140L222 139V141L220 142V146H218V148L223 153L221 151H219V152H221L219 154H217L218 151L217 152H212V151L210 152L209 151V149H211L210 146L214 147V145H216L215 143L217 141H220ZM140 139H142V140L143 139L144 140L147 139L148 140L147 142H151V145L155 147L157 152H155L154 154H151V153L149 154V152H144L142 150H141L142 151L141 152L140 149H138V147H137L138 146L137 143H139ZM223 139H225V140H223ZM81 140H83L84 142L81 141ZM135 140L138 141V142H136ZM213 140H217V141L214 142ZM226 141H228V142H226ZM116 143H119V144H126L127 143V144H130L131 147L134 149L132 151V153L130 154V156L128 155L129 158L127 159L126 162L125 161L122 162V160H120L121 159L120 156H118V153H116V152H118V149H116L114 147V144H116ZM209 143L213 144V145H209L208 146ZM221 143H223V144H221ZM224 143H225V148H224ZM182 144H184V145H182ZM205 146L208 147L207 150L203 149V148H205ZM193 147H194V149H193ZM231 147L237 153L236 152L228 153V151H229V149H231ZM172 149L175 150V153L177 152L176 153L177 155L175 154L173 156V159L171 158L170 159L171 161L169 160L171 165L169 164V161H168V162L165 163L166 165L164 164L162 166H158L157 165V161H158L159 157L160 158H162L163 156L165 157V155H167V153L170 150H172ZM136 150H137V152H136ZM201 150H202V153L199 154L201 152ZM204 150H205V153H207V151H209L208 154H205ZM111 151H112V154H111L110 157L114 156V158L112 157L113 158L112 159L113 162H110L111 164L109 163V165L107 166L108 168L105 170L106 171L105 173H107L106 174L107 178L111 176V177H116V179L113 180L114 181L113 185H109V186H107L109 188H107L106 185H105L104 180L101 181L100 183H99L100 180H98L99 184L97 182L93 181V179L96 177L95 176L96 174H93V172L94 173L96 172V170L99 168L98 166L100 165L101 160L103 158H105L106 156H108L107 153L108 152L111 153ZM53 153L56 154L57 156L54 155ZM67 153H68L69 157L66 155ZM51 154H53L55 157L52 156ZM72 154H74V156L76 158L72 157L71 156ZM48 155H49V157H48ZM251 156H254L255 158H252ZM50 157H52V158H50ZM57 157L58 158H62L63 160H65L67 162L69 161V162H72V163H75V164L77 163V165L79 164L78 165L79 166L78 168H80L79 172L76 171V173H75L76 175H74V173H72V174L70 173L69 174V173L65 172L64 168L61 165H59L58 160L56 161ZM130 157H131V159H130ZM151 157H153V158H151ZM157 157H158V159H157ZM72 158H73V160H72ZM188 159H190V160H188ZM147 160H149V161H147ZM127 162L129 164H127ZM37 164H38V166H37ZM202 164H204V167L202 166ZM188 165H189V167H187ZM199 165H201V168L203 167L205 169V170L202 171L203 173H197V169L199 168ZM196 166H197V168H196ZM251 166H252V168H251ZM7 167H10V166H7ZM81 167H82V169H81ZM192 168H194V170L196 168V171H193ZM244 168L245 169L247 168V170L249 169L250 171L246 172V170H242ZM8 169H10V168H7V170ZM169 169H171V170H169ZM89 170H91V171H89ZM190 170H191V172H190ZM238 170H241L242 172H240ZM3 171H4V169H3ZM6 171L4 173L0 172V182L8 183L10 181H13V180L17 179V177L14 176V175L13 176L11 175L9 177L6 176V175H9V174H6V173H8ZM237 171L240 172V175H238V176L235 175ZM238 172H237V174H238ZM261 173H263V174H261ZM82 174L84 176L86 175V178L84 176L82 177ZM241 174L244 175V176L240 177ZM87 175H88V178H87ZM258 175L261 177V179H260V177L257 178ZM89 176H91L92 179ZM146 177H147V179H146ZM207 177H208V180H206ZM235 177H236V179H235ZM136 179L137 180H141V179L144 180L145 183L148 186L145 187V189H143L142 191H140L136 186H134L135 185L134 182H135ZM168 179L170 181H168ZM255 179H256V181H255ZM239 180H240V182L247 180V181L251 182L253 184V186H254V182H256L254 187H256L258 185V182L260 181V184L262 186L261 187H257L258 189L257 188H255V189L258 192L263 190V191H261V194H259L261 196L259 198H256V199H250V201H248V199L245 200L246 198H243V197L248 193V190L247 189H245V191H244V189L238 190L239 189V185H240ZM93 182H94V184H93ZM86 183L88 184L89 187H87ZM96 183H97L98 186L99 185H101V186L98 187L96 185ZM232 183H234V184H232ZM38 184L36 185V188L41 189V187ZM260 184H259V186H260ZM85 185H86V188H85ZM233 186H234V189H235L234 193L228 194L229 191L231 189H233ZM67 187L72 188V189L77 188L79 190L78 191V193H79L78 195H79V199L81 201H86V203H92L94 201L91 205H94L96 203V201H97L96 204H98V202H99V204L105 203L106 206H105V204H103L101 206V208H100L101 211L104 208V210L102 211L103 213L101 214V212H99L100 211V209H99L98 211L96 210V212H93L95 215L92 212L82 214L83 211H81V214H80L77 209H74V208L72 209L73 205L72 206L70 205V203L72 201L69 199V197L66 198V196H65L66 195L65 194L66 191H69V190L66 189ZM104 189L106 190L105 191L106 193H104V194L102 193L104 196L101 194L100 197L99 196L98 197L96 196L97 198L94 197L96 199V200H94L93 196L95 195V193H97L99 190H103L102 192H104ZM108 190H109L110 193L107 192ZM236 190H238V191H236ZM109 194H111V195H109ZM115 195H116V198H115ZM106 196H107V198H106ZM91 197L93 198V200H92ZM103 197H104V199H103ZM48 198H49L48 201H42V200H47ZM101 198H102V201H101ZM121 198L124 200V202H123V200ZM61 199H63V200H61ZM64 199H66V200H64ZM107 199H108V201H107ZM111 199H112V201H111ZM115 199H116V201H115ZM153 199L155 200V198H153ZM65 201H66V203H65ZM113 201H115V203ZM258 201H260V202H258ZM33 205H30L31 208L33 207ZM164 205L165 204L161 203V206L164 207ZM165 208L167 209L168 212L170 211V209L166 205H165ZM65 209L67 210V212H65L66 211ZM105 210H106V212H105ZM115 211H116V213H115ZM73 212H75V213H73ZM77 212L79 213L78 217H77V214H78ZM130 212L131 213L134 212V213L131 214ZM48 213H49V215H48ZM96 214H99V215L97 216ZM128 215H129V217H128ZM202 215H204V216H202ZM79 216L80 217L82 216L81 218L83 220V224H82V220H81V218ZM117 216L119 217V219H117L118 218ZM169 216L170 215H163V216H161L162 218L161 217L157 218L158 219L157 221H158L159 225L161 227L163 226L162 227L163 230L162 229L161 230L164 231V232H161L160 234H156V235L155 234H149L148 230L150 228L151 223L148 222V223L143 224L144 226L140 227V231H143V232L140 233L142 235H139V237H137L138 239L135 238L136 241L134 239H132L133 237H131V234H130L129 238H127L128 235H129L128 231L127 232L125 231L124 235L122 233L120 236L123 239H125V240L129 239V241L127 240V244H128L127 246L128 247L130 246V248L133 247L134 249H138L140 251V253H144L148 249H152L151 251L147 252L148 255L145 254L146 256L144 257V259H147V261H150L151 258L153 256H155L156 253H157L156 249H154V251H153V245L156 243L158 238L160 239V236L162 235V233H163V235L164 234H168V233H171L176 228L178 229L180 227H184L186 224H187L186 226H188V224H190L192 226L194 224V222H195V221H193L195 218H186V219H189V220H185V219L184 220L183 219L177 220L175 218V220L172 219L173 220L172 221L171 220V216L170 217ZM83 217H85V218H83ZM120 217H124V218L122 219ZM207 217H208L209 220L207 219ZM114 218H115V220H114ZM128 218H130V219H128ZM233 218L237 219V220H234V222H233ZM121 219L123 221H121ZM190 219H192V220L190 221ZM65 220H66L65 218L62 220L61 225H65V224H63L65 222ZM118 220H120V221L117 222ZM125 220H128V221L126 222ZM38 221H40V220H38ZM38 221L34 222V226L32 225L33 229L35 228V229L38 230L39 228H41L43 226L42 222L41 221L38 222ZM182 221H184V222H182ZM77 222H76V225L79 226ZM167 222H168V224H166ZM185 222H186V224H185ZM191 222H193V224ZM253 222H255V223H253ZM43 223H45V222H43ZM120 223H122L123 226ZM173 224H174V226H173ZM251 224H252V226H251ZM175 225H177V226H175ZM260 226H262V227H260ZM62 227H64V226H62ZM248 227H249V230H248ZM61 230L65 231L67 229L63 228ZM248 231H250L248 239L245 238V240H244L243 235H244L245 232L248 233ZM143 233H144V235H143ZM146 233H148L149 235L146 234ZM94 234H96V233H91L90 234V236H89L90 239L88 238V241L91 240V242H88L86 245H90L93 242L92 240H94V236H95ZM155 236H157V237H155ZM220 236H222V237H220ZM219 241H220V243H219ZM221 242H223V243H221ZM225 242H226V245H225ZM231 243H233V244H231ZM212 246L213 247L215 246L214 249L222 248L223 249V251H222L223 254L222 253H220V254L219 253H217V254L214 253V255H213L212 254L213 251L210 250V249L213 250ZM259 248H260V250H262V252L259 250ZM182 249H183V251H181ZM155 250H156V253H155ZM252 250L254 252H252L250 254V252ZM258 250H259L260 253L258 252ZM225 252L227 253L226 255H225ZM198 254H200V257H199ZM261 256H263V257H261ZM201 257H203V258H201ZM185 259H187V260H185ZM73 261H75V260H73Z\"/></svg>",
  "mask_w": 264,
  "mask_h": 264
}]
</instances>
